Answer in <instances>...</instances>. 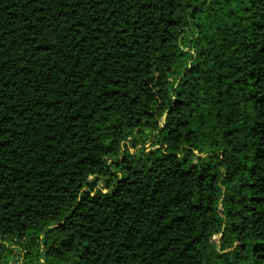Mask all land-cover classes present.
<instances>
[{
    "label": "trees",
    "instance_id": "obj_1",
    "mask_svg": "<svg viewBox=\"0 0 264 264\" xmlns=\"http://www.w3.org/2000/svg\"><path fill=\"white\" fill-rule=\"evenodd\" d=\"M18 254L264 264V0H0V264Z\"/></svg>",
    "mask_w": 264,
    "mask_h": 264
},
{
    "label": "rangeland",
    "instance_id": "obj_2",
    "mask_svg": "<svg viewBox=\"0 0 264 264\" xmlns=\"http://www.w3.org/2000/svg\"><path fill=\"white\" fill-rule=\"evenodd\" d=\"M146 146L149 147V144H148V145L146 144ZM135 151H136V150L132 149V152H135ZM94 180H95V177H90V181L93 182ZM97 183H98V187H100V188H105L103 180H101V181H97ZM8 247H9L10 249L12 248L11 246H8ZM22 260H23V255H22V254H18L17 257L15 258V260L12 261L10 264H22V263H21Z\"/></svg>",
    "mask_w": 264,
    "mask_h": 264
}]
</instances>
